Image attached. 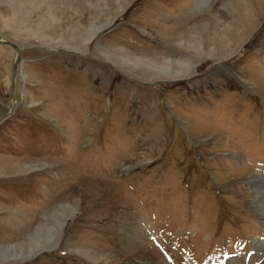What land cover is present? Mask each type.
<instances>
[{"label": "rangeland", "instance_id": "1", "mask_svg": "<svg viewBox=\"0 0 264 264\" xmlns=\"http://www.w3.org/2000/svg\"><path fill=\"white\" fill-rule=\"evenodd\" d=\"M0 34V264H264V0H0Z\"/></svg>", "mask_w": 264, "mask_h": 264}, {"label": "water", "instance_id": "2", "mask_svg": "<svg viewBox=\"0 0 264 264\" xmlns=\"http://www.w3.org/2000/svg\"><path fill=\"white\" fill-rule=\"evenodd\" d=\"M3 36L0 34V42L2 43H6L10 46H12L15 50V58H14V63H13V68H12V79H11V100H12V106L10 107V109L0 115V121H2L4 118H6L8 115H10L13 110L14 107L16 105V98H15V76H16V70H17V65L18 63H20L21 61V56H20V46L18 44H16L15 42L7 39V38H2Z\"/></svg>", "mask_w": 264, "mask_h": 264}, {"label": "bare ground", "instance_id": "3", "mask_svg": "<svg viewBox=\"0 0 264 264\" xmlns=\"http://www.w3.org/2000/svg\"><path fill=\"white\" fill-rule=\"evenodd\" d=\"M251 185H252V187H254V189L257 193V198L255 200L256 206H257V208H259V211L262 212V214H264V179L259 177L258 179L252 181Z\"/></svg>", "mask_w": 264, "mask_h": 264}]
</instances>
